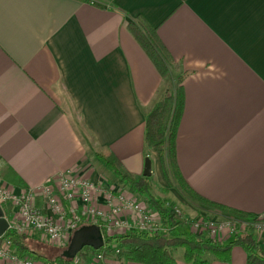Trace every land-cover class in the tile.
Instances as JSON below:
<instances>
[{"label": "crops", "instance_id": "crops-1", "mask_svg": "<svg viewBox=\"0 0 264 264\" xmlns=\"http://www.w3.org/2000/svg\"><path fill=\"white\" fill-rule=\"evenodd\" d=\"M99 1L0 0V183L35 188L75 168L113 183L95 157L102 149L122 172L142 175L144 113L163 80L127 30L141 18L172 58L171 74L187 72L181 176L207 200L263 213L264 0ZM146 153L150 180L160 179L157 154ZM172 198L191 207L179 192ZM244 263L238 246L209 262Z\"/></svg>", "mask_w": 264, "mask_h": 264}, {"label": "trees", "instance_id": "trees-1", "mask_svg": "<svg viewBox=\"0 0 264 264\" xmlns=\"http://www.w3.org/2000/svg\"><path fill=\"white\" fill-rule=\"evenodd\" d=\"M127 30L145 53L159 77L163 80L161 91L156 96L143 118V151L157 154L160 170L166 185H174L183 197L190 201L191 207L198 211L219 212L221 216L234 223L231 240L222 243L207 237L206 227L199 232L186 230L189 221L173 219L169 210L174 207L175 200L168 197H154L151 194L150 176L134 177L121 171V165L107 149L95 153V157L113 175L114 182L123 187L131 195L144 200L145 205L159 216L160 227L164 231L152 233L131 231L116 235H103L104 245L97 250L79 251L76 255L83 259L87 254L109 253L117 251L126 262L140 264H176L172 251L181 248L182 259L189 264H209L211 258L228 261L229 250L238 246L245 255L244 264H264V250L256 238V233L249 225L256 214L236 210L222 204L207 200L192 190L181 176L175 157V136L183 108L181 81L187 74L185 71L171 74L172 58L157 37L155 28L143 19L137 18L127 25ZM170 187V186H169ZM163 191L168 192L167 188ZM245 223L243 229L240 225ZM4 237L12 245L18 257H30L46 264H72L71 259L58 255L51 258L41 255L28 246L26 237L7 231ZM67 243L62 247L65 248ZM61 252V250H60Z\"/></svg>", "mask_w": 264, "mask_h": 264}, {"label": "built area", "instance_id": "built-area-1", "mask_svg": "<svg viewBox=\"0 0 264 264\" xmlns=\"http://www.w3.org/2000/svg\"><path fill=\"white\" fill-rule=\"evenodd\" d=\"M101 4L99 0H88ZM131 195V194H130ZM40 199V206L35 199ZM0 209L7 223L0 235V259L11 264H46L28 256L18 257L4 237L7 231L26 237L42 236L48 244L63 247L73 230L81 225L98 226L103 235L123 234L131 231H164L159 216L145 204L127 196L120 186L107 183L103 178L93 181L79 174L78 169H66L35 188L12 189L0 183ZM173 219L187 221L180 210L172 207ZM217 214L199 211L186 230L199 232L206 227L207 237L221 241L232 235L234 223L228 218L217 219ZM249 225L264 249V213L256 214ZM245 223L240 225L243 229ZM226 233V234H225ZM104 245V244H103ZM103 247V246H102ZM84 256L88 264H125L123 256L114 253H97ZM79 264V257L71 258Z\"/></svg>", "mask_w": 264, "mask_h": 264}, {"label": "rangeland", "instance_id": "rangeland-1", "mask_svg": "<svg viewBox=\"0 0 264 264\" xmlns=\"http://www.w3.org/2000/svg\"><path fill=\"white\" fill-rule=\"evenodd\" d=\"M152 169H154L153 166H152ZM105 175L104 176L106 178L110 176L109 178H112V180H114L113 175L109 171ZM112 182H114V181H112ZM160 182H162V184L164 186H166L167 189H170V190L168 192L163 191V188L160 187V184H161ZM150 183H151V194L154 197H168V198H172V195L173 194L176 195L179 192L174 185H169L170 187L168 185H166L164 183L163 177H160V179L155 180V178L153 176L152 179L150 180ZM120 188L124 192L127 193V196L129 195L132 198H135L137 201L145 204L144 203V200L142 198L132 196V195H130V193L127 192V190L125 188H123V187H120ZM174 207H176V208H178L180 210L181 214L183 215L184 218L187 219V221H189V220L192 221L193 217L199 212L197 209H193V207L184 206L183 204L177 203V202H175ZM215 212H213V211H210L209 212L208 211V213H211V214L212 213H215ZM215 214H217L216 215L217 216V219L225 218L224 216H221L219 214V212H217ZM30 239H32V238H30ZM28 246L31 249H33L34 251H36L37 253H39L41 255H44V256H47L49 258H51L52 256H55V255H58L60 253V250L62 251L63 249H65V248H62V247H57V246L48 244L45 240L42 239V236L41 235H38L33 240H29ZM87 248H89V247H83L81 250H83V251L86 252V251H88ZM88 252H87L86 256H89L88 255L89 254ZM172 254H173V257H181L182 249L181 248H177V249H175V250L172 251ZM84 258L83 259L79 258V264H88V261H89L90 258L87 261Z\"/></svg>", "mask_w": 264, "mask_h": 264}, {"label": "water", "instance_id": "water-1", "mask_svg": "<svg viewBox=\"0 0 264 264\" xmlns=\"http://www.w3.org/2000/svg\"><path fill=\"white\" fill-rule=\"evenodd\" d=\"M150 160L147 157L143 159L142 176H150ZM7 223L2 217L0 209V235L6 230ZM104 244L102 234L98 226L89 224L81 225L71 233L65 249H63L59 256L64 259L73 258L83 247H89L91 250L102 248Z\"/></svg>", "mask_w": 264, "mask_h": 264}]
</instances>
